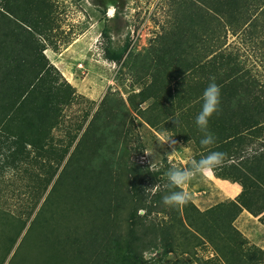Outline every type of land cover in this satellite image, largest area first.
I'll return each mask as SVG.
<instances>
[{"label":"rangeland","instance_id":"obj_1","mask_svg":"<svg viewBox=\"0 0 264 264\" xmlns=\"http://www.w3.org/2000/svg\"><path fill=\"white\" fill-rule=\"evenodd\" d=\"M22 1L23 7L17 18L22 22H25L26 18H35V29L39 33L37 39L42 49V76L37 83L38 87L33 89L28 97L17 95L18 100L5 101L12 105L10 115H16L17 120L8 122V125L6 122H0V134L1 128L3 132L0 144L4 145L0 152L7 154L6 159L0 156V167L4 168V183L0 185V225L6 217L2 213H13L23 218L9 233L14 244L5 260L2 254L7 247H2L4 240L0 238V264H57L58 260L53 259L51 255H63L66 258L68 251L70 255L72 252L76 254L71 248V239L82 238L88 230L98 228L103 231L105 227L117 226L120 227L119 231L123 232L130 226L143 235L142 223L151 229L152 226L154 229L170 226L173 232L170 246L165 247V243H160L154 251L144 253L145 264H231L235 263L229 255L232 249L254 255L256 264H264V211L252 215L238 198L243 192L241 184L223 175V172H230L232 163L243 162L242 158L257 150L259 142L264 144V132L261 131V137L255 139L252 147L248 143L238 145V141L234 139L240 136L237 125L231 119L230 122H225L219 117H212L209 121V131L213 134L215 142L210 146L201 145L203 133L196 125L195 119L201 110L202 93L212 82L211 78H215L216 84L220 81L212 71L211 63H214L211 59L214 53L211 50L214 49L210 48L211 32L201 30L199 24L193 25L188 33L186 32L192 39L193 48L189 52L191 61L184 64L188 66L187 73L181 79L176 78L178 66L186 61L187 56L181 52L178 54L180 58L167 62L161 57L165 52L170 53L172 47L159 37L171 27L181 34L179 26L182 22L178 8L181 4L185 5L184 1ZM262 1L251 0L248 6H244L243 0H240V7H230L235 13L245 10L255 15L258 13L256 6L263 4ZM191 2L192 0L189 6ZM7 5V0H0V8L4 9ZM218 16V22L225 24L227 27L223 28L228 31L219 44H216L225 54H230L234 59L238 58V61L230 64L231 67H240L236 68L240 71L236 77H251L255 85V96L260 98L257 100L263 102L264 107L262 28L256 27L255 19L249 18V22L248 18L244 17L243 21L233 25V33L229 30L226 19ZM218 22L214 21L211 26L218 27L221 31V27L217 26ZM200 35L210 48L207 49L208 58L204 62L207 64L194 61L197 52L194 45ZM164 45L168 50L163 48ZM157 55H160V58ZM208 61L211 63L208 64ZM156 81L161 85L157 98L154 97L156 91L149 90ZM45 93L54 98L51 102L55 110L54 117L40 130L28 131L25 154L14 157V143L17 137L14 136L15 131L11 129V125L15 123L13 126H18L19 121L24 124L22 104H28V108H32L43 100ZM105 129L109 130L105 139H108L109 133L111 139H108V144L98 146L99 152H115L114 167L119 160L121 163L128 162L125 171L119 169L117 178L120 180L119 189L132 191L134 199L124 202V207L119 209L116 207L113 191L108 206L112 207L111 211L117 212L101 214L94 213V207L90 206L92 202L82 200V205L79 201L76 202L83 192L81 186L78 189L79 186L74 184L69 192L64 189L65 186L62 188L63 185L55 186L54 192L51 190L55 184L60 185L61 182L56 183L60 181L56 176L74 155L82 140H85L83 145L86 148L80 158L87 159L92 155L96 157V152L92 151H95L94 145L89 141L92 138L98 142L100 137H97V133ZM245 134L248 140H254L255 136H258V133ZM228 135H231V139ZM172 141H175V144ZM127 145L129 152L125 151L126 155L123 153V147ZM210 151L226 154L222 166L203 175L196 173L182 188L170 186L166 175L169 168L189 169L194 160H200ZM233 152L234 158H231ZM16 158L19 160H15ZM102 163H105L104 159ZM134 163L142 165L143 168L135 167L133 171L141 170L147 173L142 181H138L137 187L132 186L125 173L132 169L131 165ZM105 166L110 167L108 164ZM76 172H71L72 179ZM73 180L75 183L78 178ZM39 181L41 184L38 188L36 184ZM256 182L257 187L263 188L264 184L260 180L257 179ZM44 184L46 190L41 193L40 187ZM222 184L223 187L229 184L238 185L240 193L234 199L223 197L219 189ZM232 188L236 190V187ZM161 190H183L191 199L184 206L170 207L163 202V198L170 192L165 193L157 203V194L161 193ZM83 195L89 198L91 193L87 190ZM229 201L240 202V213L229 223L234 229L231 233L235 236L234 243L225 235L216 237L213 232L206 231L202 223L190 227L185 219L187 214L188 217L196 218L194 211L186 212L185 208L189 205L197 208L199 213H205L204 217H211V222L215 216L217 220L219 217L222 219L224 212L220 210L226 207ZM139 202L145 209L136 212L134 209L139 206ZM95 203L101 205L99 200ZM149 208H156L159 212H149ZM232 210V206H229V211ZM253 211L257 212V209ZM113 213L118 215L117 223L110 221ZM61 215L62 222L55 223ZM204 221H209V218ZM0 228L6 227L2 225ZM55 230L70 232V246H63L67 251L63 253L67 255L62 253L63 247L56 248L57 242L52 246L51 241L48 243L41 239L45 238V235L52 237ZM106 234L109 236V233ZM104 242L107 243L106 240ZM46 254L52 259L49 263L48 258H42ZM227 259H231V262Z\"/></svg>","mask_w":264,"mask_h":264},{"label":"trees","instance_id":"obj_2","mask_svg":"<svg viewBox=\"0 0 264 264\" xmlns=\"http://www.w3.org/2000/svg\"><path fill=\"white\" fill-rule=\"evenodd\" d=\"M183 1L185 5L181 4L180 8H178V15L181 19L180 21L182 22L179 26L181 34L179 32H175V28L171 27L169 31L164 32V34L159 37L161 41L168 42L172 47L170 53L165 52L161 55V57L164 61L166 60L165 62H167L177 57L180 58V55L178 54L181 52L187 56L186 61H183V63L181 62V65L178 66L176 78L181 79L187 73L186 71L188 66L184 64L191 61L189 52H191L193 48L192 39L186 34V32L188 33V30L193 27V25L197 24L201 26V30H209L212 37L210 40V48L214 49L211 50L212 53H214V56L212 57L213 60L211 59V62H213L214 65L210 61H208V64L211 63L213 66L212 71L214 72L216 79L220 78V81H217V85L220 86V83L223 82L220 86L222 110L219 114L214 115L213 117L216 119L219 117L220 120L225 122H230L229 119H231V121L237 125V131L240 134V136L234 138L238 141V145H245L248 143L252 147L255 144V139L261 137L259 136L261 131L264 132L263 102H260V98L255 96V85L253 84L250 76L246 77L245 75L239 78L236 77L238 73H240V71L236 70V68L240 67L238 65L231 67L230 64L236 60L238 61V58L234 59L230 54H225L220 49L218 44L220 40L225 37L228 30L226 31L224 29L227 27L225 24L218 22V15H220L221 18L226 19V22L229 25V30L233 33V25L243 21L244 17L248 18L247 20L249 22H251V19L249 18L255 19L256 27H261L264 33V3L260 6L254 5L258 9L256 10L258 13L252 15L245 10L237 13L231 10V7H240V0H192L190 6L189 2L191 0ZM250 1L251 0H243V5L248 6ZM27 2L29 1H25V3ZM262 2H264V0ZM7 3L8 5L4 8L7 10L0 8V122H6L8 125V122H15L17 118L16 115H10L12 105L6 103L5 101L13 102L14 99L18 100L17 95L28 97L30 92L38 87L37 83L40 81V77L42 76V73L40 74V57L42 56V49L40 48V43L37 39L39 33L35 29L37 28V24L34 21L35 18L32 17L30 20L26 18L25 22H22L17 18L20 16V10L23 7L22 4L24 1L7 0ZM254 6L250 7L252 8ZM214 21L218 22L217 26L221 27V31H219L218 27L216 28L211 26ZM207 44L208 43L202 38V35H200L198 41L195 42L194 45V49H197L194 56V61L196 63L199 61L201 64H207V62L204 63L205 59L208 58L207 49H210ZM163 48L168 50L165 45ZM157 57L160 58V55H157ZM152 89L156 91L154 97L157 98V94L161 91V85H159L156 81V83L149 87V90ZM43 96L44 97L42 98L44 101L42 100L38 102L39 104H34L32 108H28V104H22L21 111H23L22 116L25 121L24 124L22 121H19L18 126H13L15 123L11 125V129H14L15 131L14 136L17 137V140L14 143V157L25 154L24 149L27 132L40 130L54 117L55 110L51 105L54 98H52L51 94L49 96L48 93L43 94ZM165 110L166 108L164 111ZM173 110L175 111L174 108ZM195 111H197V105L195 106ZM19 120L21 119L19 118ZM98 121H100V119ZM107 132H109V130L105 129L101 130L99 134L97 133V137H100L98 142L97 140L95 141L90 138L89 142H92L91 144L94 145L95 151L94 149H92V151L96 152V157L92 155V157H87V159L80 158L86 148H84L83 145L85 140H82V143L77 146L74 155L67 160L64 168L56 176L58 177L57 179H60V181L56 183L58 184L61 182L60 185L55 184L51 192L55 191V186L57 187L63 185L62 188L65 186L64 189L68 192L74 184L79 186L78 189H80L81 186L83 188V192L80 194V192L77 191L80 195L79 198L76 199V202L79 201L81 205L82 200L86 202L88 201V203L92 202L90 206L94 207V213H107L111 211L110 209H112V207L108 205H110V198L113 191L115 192L114 196L116 198V207L119 209L124 207V202H131L134 199V196L131 195L133 194L132 191L127 189L126 191H122L119 189L120 180L117 178L119 169L121 168V170L125 171V168L128 166V162L123 161L121 163L119 160V163L116 167H114L115 152H105L103 154L99 152L98 146L108 144V139H111L110 133L108 134V139H105L107 137ZM246 132L251 135L258 133V136H255L254 140H248L246 139ZM2 133L1 128L0 138H2ZM228 136L229 139H231V135ZM236 140L235 143L237 142ZM113 143L115 144V140ZM96 144L97 146H95ZM258 146L259 148L254 150L252 154L242 158L243 162L236 164L232 163L229 168L231 173L223 172L225 178L241 184L243 192L238 196V198L240 202L244 204L243 206L245 208L247 207L252 215H258L264 211V197L262 198V195L264 196V186H262L263 188H259L257 187V182L255 183V180L258 179L262 182V184H264V144L259 142ZM9 148H11V145ZM3 149L4 145L0 144V151ZM88 149L89 148H87V150ZM127 150L129 152L128 145L123 147V153H126L125 151ZM22 151L24 153H22ZM6 155V153L0 152V156H3L5 159ZM231 158H234V152L233 155H231ZM103 159L105 160V163H102ZM15 160H19V158H16ZM85 160L86 162H84ZM106 164L110 167L105 166ZM241 166L243 167L241 168ZM135 167L138 169L143 168L142 165L134 163L131 165L132 169H129L130 171H126L125 173L127 179L132 182V186L136 185L134 187H137L138 181H142L143 176H147V173L141 170H137L138 172H135L133 171ZM3 169V167H0V185L4 183V180L2 179ZM74 171L77 172L75 173V177H73V179L78 178L75 183H73L75 180L71 177V172ZM62 178H64V180H62ZM39 184H41L40 181L36 184L38 188ZM45 190L46 185L44 184L40 187V192L42 193ZM87 190L91 193L89 198L84 197L83 195L86 194ZM167 192L169 193L170 191L161 190V193L157 194V203L161 201L162 197ZM96 200H99L101 205H97L95 203ZM238 202L229 201L226 207L220 210L221 212H224L223 218L221 219V217H219L220 219L217 220L215 216L213 222L210 220L211 217H208L209 221H204L208 219L204 217L205 213H199L197 208L193 205H189L187 209L185 208L186 212L188 213L194 211L196 218H192V216L188 217L187 214L185 219L189 223L190 227L198 225V223H202V226L206 231L213 232L216 237L217 235H220V237L225 235V237H228L227 239H229V241L234 243L233 241L235 240V236L231 234L234 229L231 228L229 223H231L240 213V202ZM102 205L105 207L103 208ZM229 206H232V211H229ZM255 208L257 209V212L253 211ZM140 209H145V206L141 207V202H139V206H137L134 211L138 212ZM148 211L159 212L156 208H149ZM111 212L117 211L112 210ZM2 214L6 215L2 224L6 228H0V238H3L4 240L2 247H7L2 254V257L5 260L14 244V241L11 239L9 233L19 222H21L23 218L21 216L14 215L13 213ZM111 216L112 219L110 221L117 223L118 215L113 213ZM62 219L61 215L56 219L55 223H59L60 221L62 222ZM2 225H0V227ZM141 226L144 227V229L141 230L144 236L137 233L136 229H133L130 226L123 232L119 231L120 227L118 228L117 226H112L109 228L105 227L103 231L98 228H95L93 231L88 230L86 231V235L82 238L76 237L71 239L69 235L70 232L55 230L52 237L45 235V238L43 237L41 239L48 243L51 241L53 243H51L52 246H54V243L57 242V249H62V247L66 244L70 246L71 243V248L75 250L76 254L72 252L70 255L68 251V257L70 259H68V257L65 258L63 255H51L53 259L58 260L57 264H145L146 262L143 256L144 253L147 251H154L160 243H165V247L170 246L171 241L173 240V232L170 226H166V228L160 227L158 229H154L153 226L152 229L147 228L143 223ZM68 231H70V228ZM106 233H109V236H107ZM70 239L71 242L69 243ZM223 239L224 237L222 238V241ZM105 240L107 243L104 242ZM41 247L43 246L41 245ZM65 247H63L62 253L67 252L65 251ZM63 254L67 255L65 253ZM229 255L235 261V263H232L231 259H227V261L229 263L231 262V264H256V258L253 257L254 255L252 256L241 250L237 251L236 249H232ZM56 256H58L62 262ZM43 257L48 258L47 254L46 256H42V258ZM48 259L47 263L52 260H50V258Z\"/></svg>","mask_w":264,"mask_h":264},{"label":"clouds","instance_id":"obj_3","mask_svg":"<svg viewBox=\"0 0 264 264\" xmlns=\"http://www.w3.org/2000/svg\"><path fill=\"white\" fill-rule=\"evenodd\" d=\"M208 86L202 93L201 110L197 114L195 123L199 130L203 133V138L200 140L201 145L210 146L215 142L213 134L209 131V121L214 116L221 112V88L215 83V78H211ZM175 144V141H172ZM226 154L218 151H210L206 156L198 161H193L189 169H181L171 167L166 175L171 187L182 188L190 182L196 173L203 175L206 172L214 171L216 168L223 165ZM190 195L181 191H172L163 198L164 204L170 207L184 206L190 201Z\"/></svg>","mask_w":264,"mask_h":264},{"label":"crops","instance_id":"obj_4","mask_svg":"<svg viewBox=\"0 0 264 264\" xmlns=\"http://www.w3.org/2000/svg\"><path fill=\"white\" fill-rule=\"evenodd\" d=\"M232 187H236V190H234ZM219 189H221V191L219 190L221 196L229 197L230 199H234L240 193V188L238 185L229 184V186L223 187L222 184V187H219Z\"/></svg>","mask_w":264,"mask_h":264}]
</instances>
